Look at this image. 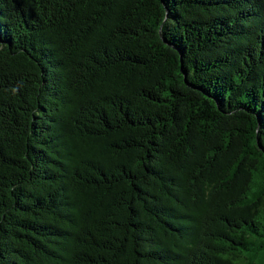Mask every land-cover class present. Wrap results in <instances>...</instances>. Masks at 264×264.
Instances as JSON below:
<instances>
[{
  "label": "trees",
  "instance_id": "1",
  "mask_svg": "<svg viewBox=\"0 0 264 264\" xmlns=\"http://www.w3.org/2000/svg\"><path fill=\"white\" fill-rule=\"evenodd\" d=\"M0 264H264V0H0Z\"/></svg>",
  "mask_w": 264,
  "mask_h": 264
}]
</instances>
